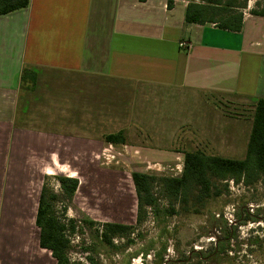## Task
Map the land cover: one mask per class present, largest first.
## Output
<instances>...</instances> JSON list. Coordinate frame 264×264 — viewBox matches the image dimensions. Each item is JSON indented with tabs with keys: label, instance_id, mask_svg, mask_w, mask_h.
<instances>
[{
	"label": "crops",
	"instance_id": "1",
	"mask_svg": "<svg viewBox=\"0 0 264 264\" xmlns=\"http://www.w3.org/2000/svg\"><path fill=\"white\" fill-rule=\"evenodd\" d=\"M191 2L30 0L0 17V264H58L36 221L62 150L125 131L133 172L173 156L183 169L185 152L245 160L264 98V16L245 13L240 32L189 24ZM238 108L252 111L228 112Z\"/></svg>",
	"mask_w": 264,
	"mask_h": 264
},
{
	"label": "rangeland",
	"instance_id": "2",
	"mask_svg": "<svg viewBox=\"0 0 264 264\" xmlns=\"http://www.w3.org/2000/svg\"><path fill=\"white\" fill-rule=\"evenodd\" d=\"M234 5L243 14L264 11V0H235ZM250 111L228 112L238 117ZM93 145L92 151H78L76 156L62 150L55 159L57 168L45 170L46 219L65 224L69 264H264V180L254 176L247 184L213 178L221 194L200 201L194 188L182 196L163 186V177H181L183 169L176 167L181 160L173 156L165 169H146L152 160L141 159L143 169L138 170L155 178L156 203L140 223L134 169L123 148ZM60 177L78 181L76 194L68 195ZM110 223L130 226L112 237V245L100 237ZM220 249L222 254L215 252Z\"/></svg>",
	"mask_w": 264,
	"mask_h": 264
},
{
	"label": "trees",
	"instance_id": "3",
	"mask_svg": "<svg viewBox=\"0 0 264 264\" xmlns=\"http://www.w3.org/2000/svg\"><path fill=\"white\" fill-rule=\"evenodd\" d=\"M235 0H192L186 10V22L189 24L210 25L232 32H240L243 26L244 14L240 7L234 5ZM30 0H0V17L19 10L26 9ZM252 14L264 16L263 12L252 10ZM23 86L34 89L36 73L25 69L21 75ZM255 105L252 131L248 141L245 160H234L217 156H208L201 152H185L184 166L181 177H163L162 182L166 191L176 195L187 196L192 188L197 192V199L207 200L212 196H219L221 191L214 188L212 179H225L231 177L237 181L245 180L247 184L251 178L257 176L264 180V98L259 99ZM104 142L111 145H126L127 134L120 131L107 134ZM155 178L147 173L133 172L132 181L138 198L137 219L142 223L146 209L154 208L155 199L152 193V184ZM60 185L73 196L78 189V181L72 178H58ZM264 182V181H263ZM45 205V187L40 199L37 215V226L40 228V244L42 248L52 252L58 264H69L66 251L69 240L65 235V224L57 222L54 218H47ZM174 212V211H172ZM130 227V226H129ZM128 226L110 223L105 226L100 237L102 241L112 245V237L129 230ZM220 251V252H219ZM216 251L223 253V249ZM200 256L201 254H197ZM202 257V255L200 256Z\"/></svg>",
	"mask_w": 264,
	"mask_h": 264
},
{
	"label": "built area",
	"instance_id": "4",
	"mask_svg": "<svg viewBox=\"0 0 264 264\" xmlns=\"http://www.w3.org/2000/svg\"><path fill=\"white\" fill-rule=\"evenodd\" d=\"M183 1H186V0H183ZM180 45H181V47H183V46L185 47L186 46L185 43H181ZM110 146H113V145L110 144Z\"/></svg>",
	"mask_w": 264,
	"mask_h": 264
}]
</instances>
